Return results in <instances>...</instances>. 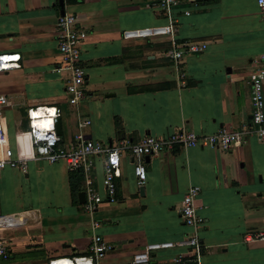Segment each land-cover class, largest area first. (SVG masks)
<instances>
[{
    "label": "crops",
    "instance_id": "obj_1",
    "mask_svg": "<svg viewBox=\"0 0 264 264\" xmlns=\"http://www.w3.org/2000/svg\"><path fill=\"white\" fill-rule=\"evenodd\" d=\"M200 2L173 10L175 37L206 43L203 51L183 56L178 80L163 57L166 37H121L124 29L165 23L156 0H0V53L20 55L18 69L0 73V95L8 101L1 108L2 123L12 157L31 153L21 137L25 110L35 105L57 108L60 145L66 149L86 139L134 143L178 129L207 135L221 126H249L248 79L253 60L264 52V21L255 0ZM61 10L75 15L81 34L85 97L76 104L67 102L66 73L53 70L59 62L56 16ZM262 93L264 99V79ZM81 119L88 123L78 127ZM90 158L93 212L72 202L64 160L29 157L24 171L0 169V213H17L23 224L38 227L34 235L6 238L11 260L35 246L44 247L47 259L83 254L91 236L99 234L113 245L102 263L128 262L146 243L184 237L189 229L179 215L180 201L188 187L197 186L194 205L203 218L200 264H264V142L248 136L227 151L196 145L146 156L142 194L131 156L123 151L113 203L105 200L102 157ZM79 188L83 191L82 180ZM255 233L262 239L248 240ZM183 251L153 252L150 264H166Z\"/></svg>",
    "mask_w": 264,
    "mask_h": 264
},
{
    "label": "built area",
    "instance_id": "obj_2",
    "mask_svg": "<svg viewBox=\"0 0 264 264\" xmlns=\"http://www.w3.org/2000/svg\"><path fill=\"white\" fill-rule=\"evenodd\" d=\"M255 3L264 21V0H255ZM184 4L188 7H196L201 2L200 0H156L155 6L161 11L166 20L164 24L121 31L122 39L166 37L168 45L163 51V57L173 65L178 80L183 77V73L179 69L183 56L199 53L206 47L204 41L178 40L175 37L173 10ZM182 13L188 15L189 10L183 9ZM76 22L77 19L72 13L62 12L56 16L59 62L53 70L66 73L64 88L69 104H76L85 97V74L80 65L79 57L81 34ZM253 62L255 68L248 79L251 104L250 125L239 129L221 126L215 132L207 135H197L190 130L178 129L162 137L144 135L134 143L119 140L115 144H107L91 139L79 140L73 147L66 149L60 145V136L56 134L54 128V120L58 117L57 108L54 105H35L25 110L27 126L21 137V142L26 144L31 153L23 154L22 157H12V151L8 145L6 131L2 123L1 112V108L7 105L8 101L3 95H0V169L9 166L24 171L25 160L29 157H37L49 163L64 160L69 171L76 169L81 171L84 195L82 206L84 210L93 212L97 204L89 176L92 164L91 155L102 157L103 173L101 183L105 192V200L113 203L116 202V179L120 177V154L123 151H127L131 156L135 185L140 187L145 180L143 158L157 155L162 150L200 145L227 151L232 147L239 146L248 136L264 142V99L262 93L264 52L260 53ZM19 67V53H0V73ZM87 123V120L81 119L77 125L83 127ZM198 191L197 186H190L182 195L179 215L189 231L181 240L146 243L141 250L132 254L128 262L115 264H150L151 253L174 247H182L184 251L173 255L166 264H200L199 257L202 252V244L198 237V227L202 224L203 218L196 212L194 205V199ZM23 223L24 218L17 213H0V229ZM93 226H95L94 223ZM262 237L261 233L249 234L248 240L262 239ZM112 249L113 245L110 242L99 234H93L87 244L85 253L51 257L47 259L46 264H104L101 262L102 258ZM9 257L10 248L8 243L0 237V264H4Z\"/></svg>",
    "mask_w": 264,
    "mask_h": 264
},
{
    "label": "rangeland",
    "instance_id": "obj_3",
    "mask_svg": "<svg viewBox=\"0 0 264 264\" xmlns=\"http://www.w3.org/2000/svg\"><path fill=\"white\" fill-rule=\"evenodd\" d=\"M37 228H38L37 226H34L26 222L25 224L0 229V234H1L0 237L7 241L6 238H8V236L12 234L15 236H24L30 234L34 235L37 232L36 231ZM43 253H44V247L42 246L31 247L27 252L16 255L14 259L11 260L9 258L7 261L4 262V264H9L10 260H11L10 264H15V263L45 264L47 261V257H45ZM74 255H79V254L76 253Z\"/></svg>",
    "mask_w": 264,
    "mask_h": 264
},
{
    "label": "trees",
    "instance_id": "obj_4",
    "mask_svg": "<svg viewBox=\"0 0 264 264\" xmlns=\"http://www.w3.org/2000/svg\"><path fill=\"white\" fill-rule=\"evenodd\" d=\"M68 3H74L79 0H66ZM166 84H160L158 87H165ZM82 180V173L80 170H72L68 172V182L70 186L71 200L74 203H77V192L80 191L79 182Z\"/></svg>",
    "mask_w": 264,
    "mask_h": 264
},
{
    "label": "water",
    "instance_id": "obj_5",
    "mask_svg": "<svg viewBox=\"0 0 264 264\" xmlns=\"http://www.w3.org/2000/svg\"><path fill=\"white\" fill-rule=\"evenodd\" d=\"M62 12L63 11L61 10L60 13H62ZM54 128H55L56 134L60 136L61 135L60 119L58 117H56L55 120H54ZM116 136H117V138H122V136H123L122 131H117L116 132ZM138 191H139L140 194H142V186L138 187ZM76 196H77V202L79 204L83 203V201H84L83 191L77 192Z\"/></svg>",
    "mask_w": 264,
    "mask_h": 264
},
{
    "label": "bare ground",
    "instance_id": "obj_6",
    "mask_svg": "<svg viewBox=\"0 0 264 264\" xmlns=\"http://www.w3.org/2000/svg\"><path fill=\"white\" fill-rule=\"evenodd\" d=\"M42 118H44V117H42Z\"/></svg>",
    "mask_w": 264,
    "mask_h": 264
}]
</instances>
